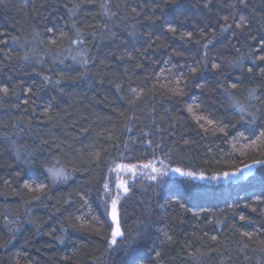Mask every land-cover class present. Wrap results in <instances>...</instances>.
I'll return each mask as SVG.
<instances>
[{
	"label": "trees",
	"instance_id": "16d2710c",
	"mask_svg": "<svg viewBox=\"0 0 264 264\" xmlns=\"http://www.w3.org/2000/svg\"><path fill=\"white\" fill-rule=\"evenodd\" d=\"M260 57L264 0H0V264H264Z\"/></svg>",
	"mask_w": 264,
	"mask_h": 264
},
{
	"label": "snow or ice",
	"instance_id": "6c2138e0",
	"mask_svg": "<svg viewBox=\"0 0 264 264\" xmlns=\"http://www.w3.org/2000/svg\"><path fill=\"white\" fill-rule=\"evenodd\" d=\"M170 31H175L173 28H169ZM76 38L72 40V43L73 44H83L84 41L81 37V34L79 33V31L76 32ZM190 35V34H188ZM53 43H55V41H53ZM206 47V46H205ZM206 55V53H205ZM261 59H264V57H260ZM86 62V61H85ZM216 67H218V65H216ZM193 71H195V69H193ZM249 71H251V69H249ZM45 79H48L47 77H45ZM233 88L236 87L235 84L232 85ZM4 93L7 94L8 92V89L7 88H4L3 89ZM255 92L256 90L255 89H252L251 92H250V95H252L253 97H255ZM241 111H244L243 108L240 109ZM189 111H191V109H189ZM255 121V118H253L252 122ZM261 136H264V132L261 133ZM256 164H262L264 163V161H255ZM118 169L120 171H123V172H127V173H131L133 176H135L136 174V166L135 165H124V164H121V165H118L117 166ZM144 168H150L151 171L153 173H156L157 175H151L149 178L151 180H157L158 176L162 177L164 175H166L167 173H165L163 170L161 169H158L156 168L154 165L152 164H145L143 165ZM247 168L251 169L252 165H246ZM173 171L175 172H178L180 173V175L182 176H189V177H193L194 174L192 172H182L180 169H174ZM242 171V170H241ZM49 172L51 173L52 177L54 180L56 179H60V178H63V179H66L67 176L66 174L63 172V170H56V169H49ZM237 175V173H224V179H228L230 176H235ZM200 179H204L203 176L200 177ZM213 179H219V177H213ZM28 185H26L27 187ZM41 188H43V185L40 186ZM104 188L105 190H108L109 189V185L107 183L104 184ZM116 188L118 190H122V192L126 195L130 189L128 187V183L127 181L125 180H119V182L117 183L116 185ZM114 196V198L112 199L111 201V204H112V220L113 222L115 223V227L113 228L112 232H111V239L109 241V246H114V245H117L118 243V238H121L124 236V233L121 231L120 229V226H119V221L117 219V214H116V206H117V203L120 199V191H116L114 194H112ZM241 219H244V217H241ZM244 236L246 237H251V234L248 233V232H245L243 233ZM169 239H171L169 237ZM262 243H264V241H262Z\"/></svg>",
	"mask_w": 264,
	"mask_h": 264
},
{
	"label": "rangeland",
	"instance_id": "374dc122",
	"mask_svg": "<svg viewBox=\"0 0 264 264\" xmlns=\"http://www.w3.org/2000/svg\"><path fill=\"white\" fill-rule=\"evenodd\" d=\"M121 164H124V165H135L136 166V174H135V176H133L131 173L120 171L117 166L121 165ZM145 164H152L156 168L163 170L165 173L167 172V170L165 169L164 163L160 159H157V158L153 159V160H148L146 162L117 163L112 168V170L110 172V175H109V178H108V181H107V184L109 185V189L106 190V194L108 195L107 197L109 199L110 204H111L112 199L114 198V196L112 194H114L116 191H120V199H119V201L125 195L122 192V190H118L116 188V185L119 182V180L127 181L128 187H130V184L133 181H135V180L142 179V178L150 179L149 177L151 175H157L156 173H153L150 168H144L143 165H145ZM182 172H184V171H182ZM172 173H175V172L172 171ZM236 173H237V175L233 176L234 178H239V177H241L243 175V171H239V172H236ZM195 176H197V177L203 176L204 179H202V180H209V181L224 180V178H223L224 175H217V174L214 175V174L197 173V174H194V177ZM213 177H219V179H213ZM119 201H118L117 206H116V211H117V208H118ZM111 210H112V204H111Z\"/></svg>",
	"mask_w": 264,
	"mask_h": 264
}]
</instances>
